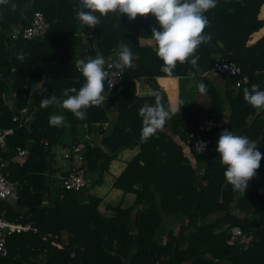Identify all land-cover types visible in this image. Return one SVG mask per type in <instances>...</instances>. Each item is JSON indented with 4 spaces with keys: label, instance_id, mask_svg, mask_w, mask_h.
<instances>
[{
    "label": "trees",
    "instance_id": "16d2710c",
    "mask_svg": "<svg viewBox=\"0 0 264 264\" xmlns=\"http://www.w3.org/2000/svg\"><path fill=\"white\" fill-rule=\"evenodd\" d=\"M78 3L9 0L0 5V127L14 129L6 140L9 151L2 153L9 160L3 172L18 183L16 198L11 197L16 208H5L3 203L0 208L10 220L33 221L38 231L8 236V255L0 258V264H264V109L257 110L243 99V90L252 84L264 90V0H217L216 7L205 13L209 25L204 33L209 39L197 48L196 65L177 63L171 75L161 71L155 48L140 44V38H152V27H158L153 14L129 20L126 14L109 13L100 17L99 25L88 27L76 19ZM35 11L43 13L49 28L42 37L25 39L21 30ZM256 32L261 36L248 44ZM121 44L134 57L122 71V91L108 101L114 105L115 118L108 117L101 105L86 109L87 118L82 121L89 128L109 122L100 131L99 143L83 142V167L86 176H93L91 185L103 181L121 149L139 147L112 183L113 188L133 194L134 200L129 206L107 204L105 208L111 211L107 215L99 209L101 198L85 195L84 187L73 191L58 185L54 196L50 194L51 146L59 142L66 125L50 126L49 106L41 104L53 95L61 97L64 89L82 87L77 60L102 55L115 62ZM21 52L24 61L17 59ZM218 56L237 63L249 82L235 87L236 78L223 76L221 93L209 76L202 75ZM12 70L16 71L14 80ZM160 76L202 78L210 102L206 108L191 101L180 104V112L145 141L139 108L154 104L156 95L170 108L156 79ZM140 77L146 79L152 95L136 93L135 79ZM226 104L224 129L247 136L262 153L260 167L243 194L224 179L225 166L215 151L219 127L208 132L198 129L207 117L220 121ZM23 107L33 117L18 126L12 117ZM66 121L74 131L76 120L70 111ZM29 132L34 143L28 157L12 160L17 148H26ZM198 133L211 140L207 155L185 149L189 137ZM164 216L179 221L176 231L169 227L161 231ZM233 226L252 234L246 250L227 244ZM45 232L57 235L66 248L43 240L40 233Z\"/></svg>",
    "mask_w": 264,
    "mask_h": 264
},
{
    "label": "clouds",
    "instance_id": "9594fccd",
    "mask_svg": "<svg viewBox=\"0 0 264 264\" xmlns=\"http://www.w3.org/2000/svg\"><path fill=\"white\" fill-rule=\"evenodd\" d=\"M7 4L9 0H0V5ZM216 5L217 0H79L74 10L76 19L88 27L99 25L100 17H106L109 13L126 14L129 20L135 19L138 15L153 14L158 24V27L151 29L155 53L162 61L161 71L171 75L177 63L189 62L193 66L196 65L198 60L196 50L201 43L209 39L204 33V29L209 25L205 13ZM96 13H99V16ZM133 57L134 54L129 47L119 45L114 67L122 73L131 66ZM17 59L24 61L25 55L22 52L18 53ZM105 64L106 59L102 55L77 60L75 67L84 78L82 87L78 90L64 89L61 97L53 95L45 98L41 106L55 105L70 111L79 119H86V109L104 105L105 81L109 78ZM111 86L112 80L109 84V87ZM198 87L201 92L205 90L203 84ZM243 99L257 110L264 109V90H260L258 84L245 88ZM180 106L178 109L167 108L156 95L154 104L140 107L138 115L141 117L142 138L147 141L158 130L163 129L171 115L180 112ZM49 124L61 127L65 126L67 121L64 115L53 114L49 117ZM215 151L219 154L220 163L225 166L223 173L225 181L235 191L243 194L248 181L256 175L260 167L262 153L256 143L247 136L224 129L219 133Z\"/></svg>",
    "mask_w": 264,
    "mask_h": 264
},
{
    "label": "built area",
    "instance_id": "2783aa9c",
    "mask_svg": "<svg viewBox=\"0 0 264 264\" xmlns=\"http://www.w3.org/2000/svg\"><path fill=\"white\" fill-rule=\"evenodd\" d=\"M49 28L45 16L40 11H35L30 16L28 24L21 30V35L25 39H35L42 37ZM19 34V30H16L15 34ZM15 36V35H14ZM105 70L108 72V80L105 81V101L108 102L116 93L122 91L124 85L122 83L123 74L119 69L114 67V62L111 59L106 60ZM79 72V71H78ZM264 73V70H263ZM227 76L235 79V87H239L242 84L249 82V76L242 74L240 66L234 61L228 59L225 56H218L215 61L210 65L209 69L203 74ZM114 76V77H113ZM112 80V86L109 84ZM264 83V77L262 79ZM8 104L12 107V101L8 100ZM33 117L32 111H29L28 107L21 108L18 113H14L12 121L18 123V126L26 125ZM220 121L215 118H205L199 125L198 129L201 132H208L214 127H219ZM14 129L12 127L1 128L0 127V202L7 200L8 198H16V190L18 183L11 181L7 174L3 172L6 167V163L2 157V149L5 147L6 138L13 134ZM203 145V147H201ZM185 149L190 150L193 153L201 155H207L209 149H211V140L202 134L198 133L195 136H190L186 142ZM74 154L81 161L83 154L79 146L73 148ZM27 155L26 148H17L15 158L25 159ZM60 185L65 190L79 191L83 187L87 186V177L83 164L73 166L65 171L59 178ZM33 221L20 222L10 220L6 217L5 211L0 208V258L8 255L7 237L22 232L37 231ZM38 232V231H37ZM43 240L48 241L52 246L59 249L66 248V242L59 239V237L50 232L40 233ZM253 240L252 234L244 232L239 226H233L228 231L227 244L239 249L246 250L249 248ZM73 256V253H71Z\"/></svg>",
    "mask_w": 264,
    "mask_h": 264
},
{
    "label": "crops",
    "instance_id": "0c3cea01",
    "mask_svg": "<svg viewBox=\"0 0 264 264\" xmlns=\"http://www.w3.org/2000/svg\"><path fill=\"white\" fill-rule=\"evenodd\" d=\"M261 35H259V32H256L255 34L252 35V37H250V40L248 41V44H253ZM149 39L148 41H151L150 39L152 38H147ZM142 40H144V38H142ZM141 41V40H140ZM153 41V40H152ZM146 44V43H145ZM152 47L155 48V46L153 44H149ZM206 72V71H205ZM203 72L202 75L205 73ZM203 76H209L210 79L212 80V82L217 85V87L219 88V90L221 91V93H224L225 90V81L223 79V76L220 75H210V74H205ZM157 82L159 83V85L161 86V88L166 92L167 97H168V104L170 106V108H178V106L184 102H193L197 105H199L200 107L206 108L209 105V97L207 95V92L204 90L203 92H201L199 90L198 85L200 84H204V81L202 78H197V77H178V76H160L157 77ZM135 88H136V93L138 95H152L153 91L152 88L149 86V84L146 82V79L144 77H140L135 79ZM104 106L106 113L108 115V117H114L115 114V108L113 103L110 102H106V104L102 105ZM224 112L225 115L223 118L220 119V126H219V130L220 132L222 130H224V125L227 121V114L229 112V108H228V104H226L225 108H224ZM53 114H57V115H64L65 118L67 119V115H68V110L60 108L58 106L55 105H50L49 106V111H48V116L50 117ZM72 117L74 120H76V123L73 127L74 131H71L69 133V137L71 140V152L67 153L65 152L63 157L65 159H68V162L66 165H55L54 167L57 168V170L61 173H64L65 171H67L68 169H70L73 166H77V165H81L84 163V161H81L77 158V156L74 154L73 152V148L75 146H79L80 147V143H83L84 141H88L91 144H97L99 143L100 139L102 138V133L100 134L101 129L105 128V124H93L90 126V128L84 123L82 122L83 119H79L77 117H75L72 114ZM111 122V121H110ZM67 129H70V125L66 124L65 126ZM167 132L170 133V130H167ZM61 138V137H60ZM7 140V138H6ZM5 147L2 149V153H7L9 151V148L7 146V142L5 141ZM54 144H62L64 147V141H62L61 139L59 140V142L54 143ZM139 150L138 146H135L133 148H124L121 149L118 154L117 157L112 160L109 164L108 167V171H106L105 173H109L110 174V192L113 191V195L115 196V199L118 200V204H121L123 206H129L132 204L133 200H134V195L131 193H123L121 190L119 189H115L112 187V183L114 180V177H116L125 167L126 162L131 159L135 153H137ZM51 155L54 158L55 157V152L52 151V147H51ZM3 157V156H2ZM12 160H17V158L12 157ZM4 161L6 163V166L9 164V160H7L6 158H4ZM96 195V194H95ZM99 196V195H98ZM101 198V203H103L105 201V197L103 196H99ZM5 201H2L0 203H3ZM109 203V202H106ZM114 205V204H112ZM100 209V208H99ZM5 211V210H4ZM236 214L238 215H244L243 212H240L238 210L234 211ZM104 213L106 214H110L109 211H105L104 209ZM170 227V224H167ZM168 226H164V228H161V231L163 230H167ZM176 228V227H174ZM173 229V228H171ZM182 264H189L188 261L182 263Z\"/></svg>",
    "mask_w": 264,
    "mask_h": 264
},
{
    "label": "rangeland",
    "instance_id": "374dc122",
    "mask_svg": "<svg viewBox=\"0 0 264 264\" xmlns=\"http://www.w3.org/2000/svg\"><path fill=\"white\" fill-rule=\"evenodd\" d=\"M140 44L142 45H149V44H153L155 46V43L154 41H152L153 39H150L151 41H148L149 39H144L142 40L140 38ZM146 43V44H145ZM104 104H106V101L104 102ZM71 132L70 129H67L65 127L64 129V132L62 133L61 135V140L64 141V147H62L63 145L62 144H53L51 147H52V151L55 152V157L53 158L52 157V160H51V170H52V175L50 176V194L52 196H54V194L56 193V188H58V185L60 186V183L58 182V178L62 175L61 172H59L58 170L55 169V165H66L67 162H68V159H65L63 157L64 153L67 152V153H70L71 152V140H70V137L68 136L69 133ZM109 170V169H108ZM107 170V171H108ZM109 172V171H108ZM88 181H87V186L83 188V193L85 195H89V194H96V195H99V196H103L105 197V201L103 203H100V210L102 212H104V209L105 211H107L108 209H106V205L107 204H118V200L115 199V196L113 195V191H109L110 190V174L109 173H105L103 174V181L97 185H91L92 183V179H93V176H86ZM115 178V177H114ZM114 181V180H113ZM61 188V186H60ZM126 194V193H125ZM106 202H109V203H106ZM4 204V207L5 208H16L15 205H13V201L11 198H8L7 200H5V202H3ZM109 213H111L110 210H108ZM107 215H110V214H107ZM167 224H170V227L173 228L174 231H176L180 225L179 221H176L174 220V218L172 217H169V216H164L163 217V222H162V225L163 226H168ZM169 227V226H168ZM176 227V228H174Z\"/></svg>",
    "mask_w": 264,
    "mask_h": 264
},
{
    "label": "water",
    "instance_id": "95a60500",
    "mask_svg": "<svg viewBox=\"0 0 264 264\" xmlns=\"http://www.w3.org/2000/svg\"><path fill=\"white\" fill-rule=\"evenodd\" d=\"M26 14H27V11L24 12V15H26ZM23 23H24V19H21L20 20V24L22 25ZM14 37L17 38L18 37V34L16 33ZM15 77H16V71L15 70H12L11 75H10V78L12 80H14ZM28 129H29V127H28ZM33 143H34V139L32 138V134L29 132V134L27 136V146H26L27 155H26V158L28 157V155L30 153V150H31V147L33 146ZM79 145H80V148H81L82 152H84V149H85L84 144L83 143H80ZM46 149L47 148H45V150ZM46 188H47V186H46Z\"/></svg>",
    "mask_w": 264,
    "mask_h": 264
}]
</instances>
